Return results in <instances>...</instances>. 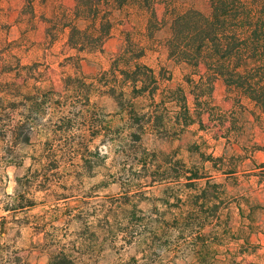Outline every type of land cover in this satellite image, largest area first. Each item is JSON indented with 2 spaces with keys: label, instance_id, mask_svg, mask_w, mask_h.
I'll return each mask as SVG.
<instances>
[{
  "label": "rangeland",
  "instance_id": "1",
  "mask_svg": "<svg viewBox=\"0 0 264 264\" xmlns=\"http://www.w3.org/2000/svg\"><path fill=\"white\" fill-rule=\"evenodd\" d=\"M174 2L180 12L191 7L202 11H208L210 8V0ZM75 3L76 0H35L36 16L33 18L30 14H21L25 0L1 2L5 11H0V17L2 21L9 23L8 32H2L1 38L16 42L13 53L23 64H41L40 70L45 75L44 80L37 83L38 86L44 87L45 90L55 87L54 89L64 96H72L62 87L66 76H91L103 68H108L112 57L117 55L124 45V33L131 31L136 37H142L147 19L146 13L140 11L137 6H130L123 12L118 11L117 27L113 36L106 41L103 51L82 54L85 58L81 61V72H78L73 61L67 59L69 55L76 53L67 45V32H57L56 40L52 41L54 39L48 37V23L45 20L58 11H71ZM165 10V3L158 5V14L161 17ZM49 33L52 35V32ZM167 36V25L156 34L160 43ZM144 61L157 70L161 66L168 67L172 73V82L188 88L184 77L189 72L188 67L176 65L171 61L164 47H158L156 52L149 51ZM47 94L53 101L63 99L54 93ZM37 95L40 96L39 93ZM215 98L224 108L231 107V103L226 100L222 83L216 86ZM91 101L95 103V110L105 115L112 129L109 137L105 138L106 141L101 140V144L119 143L120 146L114 150V158L120 156L126 138L123 134L128 131L122 130L119 136L115 132L119 133L117 128L123 127L125 115L109 95L95 93L91 95ZM83 107L81 117L76 120L86 125L92 105ZM49 108L53 110L55 119L50 117L44 122L43 117L47 115ZM66 114L68 113H63L61 109H55L52 104L40 114L29 107L27 110L18 108L14 112L13 123L20 120L17 117L27 118L32 143L14 145L13 149L7 150L5 140H12L14 135L9 133L5 140L0 137V163L15 167L13 176L16 182L15 198L7 204L0 200L2 211L7 213L0 214V240L14 228L15 235L11 237L14 243L23 237L24 230L28 231L29 241L28 247L12 248L10 245L0 244V264H31L30 258L35 249V244L31 242L50 226L53 229L59 227L61 231L74 227L76 237L85 242V251L98 257L92 264H138L135 255H129L128 259L124 260L128 250H134L136 254H147L146 257L141 255L142 260L147 259V264H264V127L256 121L255 115L250 112L244 115L247 136L243 141L250 150L253 147L260 149L248 154L239 145L228 144L224 138L217 141L210 134L197 131L198 125L192 126L176 139L158 137L150 132L143 135L142 143L148 150L162 154L177 151L178 157L186 163L202 166L205 173L213 177L212 181L223 183L220 189L217 188L218 195L223 193L221 200H208L204 202V206L197 208L187 196L199 194V189L207 186L204 179L194 187L195 189L184 188L177 183L149 184L148 180H136L139 174L137 167H124V159L119 162L120 167L115 173L110 170L103 173L94 171L101 167L107 168L104 165V159L107 157L100 158L95 152H88L87 143L92 140L89 141L90 134L84 125L78 130V135L82 137H85L84 132L87 133V143L83 142V147H69L66 152L57 149L50 152L52 157H46L47 153L44 156V143L48 139L60 138L55 136L54 131L63 123L62 115ZM42 134L48 138L41 141ZM113 137H116L115 141ZM60 142L63 141L57 140L56 144ZM197 145H202V148L198 150ZM26 149H30L32 154L29 155ZM201 152L205 156L212 154L214 157L241 153L244 159L233 169L237 172L227 174L231 169L225 167V173L217 171L212 162L208 161L203 166ZM77 156L79 164L76 163ZM25 160L30 161L27 166ZM47 162L52 163L53 167L46 173L51 182L49 186H45L48 188L44 189L43 183H39L46 175L45 171L39 169L40 165ZM37 175L38 179L33 178ZM97 175H103L105 178L96 181ZM24 176L34 179L28 187L18 184L17 179ZM209 194L217 195L212 190H209ZM37 196L38 199L33 198ZM177 197L184 201L178 202ZM32 199L34 207L30 206ZM190 216L203 221L202 237L196 238V234L174 228L167 234H152L149 231L150 225L158 229L163 225L173 224L176 219ZM250 219L254 220L253 223L259 227L260 232L252 234L251 244L243 246L248 232L243 233L242 229L248 230L246 225H251ZM247 249L252 253L243 254Z\"/></svg>",
  "mask_w": 264,
  "mask_h": 264
},
{
  "label": "trees",
  "instance_id": "2",
  "mask_svg": "<svg viewBox=\"0 0 264 264\" xmlns=\"http://www.w3.org/2000/svg\"><path fill=\"white\" fill-rule=\"evenodd\" d=\"M174 1L76 0L71 11H58L45 19L48 37L54 39L52 41L56 40L57 32H67V45L76 51L67 59L72 60L75 69L81 72V61L85 58L82 54L103 51L106 41L113 36L118 11L137 6L146 13L142 37H136L131 31L125 32L124 45L112 57L108 68L91 76L68 75L63 79V90L72 96H64L55 87L45 90L37 85L44 80L45 75L40 70L41 64H23L13 53L16 42L1 38L2 32H8L9 23L0 17V137L5 140L9 133L14 135L12 140H5V148L8 150L13 149L14 145L32 143L27 118L13 123L14 112L18 108L27 110L29 107L40 114L49 104L63 113L67 110L68 114L62 115L63 123L54 131L55 136L60 138L48 139L44 143V156L47 153L46 157H52L50 152L57 149L66 152L75 143L79 148L83 147L85 137L78 135L81 125L88 129L89 141L101 133L105 138L109 137L111 125L104 114L95 110V103L91 101V95L105 94L115 100L125 115L123 127L117 128L119 133L115 134L119 136L122 130L128 131L120 155L124 157V167L139 168L136 180H148L149 184L177 183L193 189L204 179L207 186L199 189L197 195H188V199L197 208L204 206L208 200H221L223 193L218 195L217 188L220 189L223 183L212 181L213 177L208 176L202 166L189 165L178 157L177 151L169 154L150 151L144 147L142 137L150 132L158 137L176 139L192 126L198 125L197 131H204L217 141L224 138L228 144L239 145L247 154L260 149L253 147L250 150L248 145H244L243 139L247 136L244 121L246 113L255 115L256 121L264 127V0H210L208 11L191 7L182 12L177 11ZM1 2L0 11H5ZM25 2L21 14H30L34 18L35 0ZM162 2L166 4L163 17L158 14V5ZM166 25L169 27V36L160 43L156 34ZM160 46L164 47L168 58L176 65L188 67L189 72L184 76L188 88L172 82L168 67L161 66L157 70L144 61L149 51L156 52ZM218 83L225 87L230 108H224L216 101ZM47 93L57 94L63 99L53 101ZM86 105H92V111L85 125L76 119L81 117L83 106ZM112 139L115 141L116 137ZM57 140L63 142L56 144ZM197 148L200 150L202 145H197ZM201 154L203 166L209 161L217 171L231 169L227 174L237 172L233 169L244 159L241 153L218 157ZM95 155L99 156V151ZM51 167L53 164L47 162L38 168L45 171V179L39 183H43L44 189L51 182L46 174ZM33 178L38 179V175ZM17 181L21 187H28L34 179L24 176ZM209 190L217 195L209 194ZM182 200L177 197L178 202ZM30 202V206L34 207L33 199ZM253 222L251 220V225H246L249 231L242 229L243 233L248 232L243 246L251 244V235L260 232ZM202 223L201 219L190 216L176 219L173 224L158 229L150 225L149 231L152 234H167L174 228L196 234L198 238L203 236ZM251 253L249 249L243 251V254ZM70 255L61 251L50 259V264H74L69 259Z\"/></svg>",
  "mask_w": 264,
  "mask_h": 264
},
{
  "label": "clouds",
  "instance_id": "3",
  "mask_svg": "<svg viewBox=\"0 0 264 264\" xmlns=\"http://www.w3.org/2000/svg\"><path fill=\"white\" fill-rule=\"evenodd\" d=\"M65 112H67V110H65ZM50 117L55 119L53 110L51 108L48 109L47 115L43 117V121L47 122ZM17 119L21 118L17 117ZM81 131L83 132V130ZM73 133L75 134V130H73ZM84 135L85 137H87L86 132H84ZM123 135L126 137L127 132H125ZM47 138L48 137L43 134L40 136L41 141ZM104 139V134L101 133L94 140H92L91 143H87V139H85V143H87L88 152L94 153L97 151V149H99V157H107L106 159H104V165H106L107 168L101 167L98 169H94V171L103 173L106 170H110L111 172L115 173L120 167L119 162L123 160L124 157L123 155H120L115 156L114 158V150L120 146L119 143L106 142L104 144H101V140ZM72 147L76 148L77 145L73 144ZM25 151H27L29 155L32 154L30 149H26ZM82 151L83 149H81V152ZM38 153L39 151H37V154ZM29 163V160H25V166H27ZM76 163H80L79 156L76 157ZM136 171H139V168H137ZM14 172V166H8L6 163H0V181H2L0 182V200H3L5 204L10 203L11 200L15 198L14 189H16V182L13 176ZM104 178L105 177L103 175H97L96 181ZM33 198L38 199L39 196ZM2 210V205H0V214L7 215V213H4ZM74 231V227L64 228L63 231H61L59 227L53 229L51 226L44 229V232H42L35 238L34 241L31 242L35 244V249L32 251V255L30 258L31 264H50V259L52 257H56L57 254L61 251L66 254L71 253L69 259H72L74 261V264H92L93 260L98 259V257L93 256L91 252L85 251V242L79 240L74 234ZM46 233H51V235H46ZM14 235L15 229L13 228L12 231L8 232L3 240H0V244L10 245L12 248H18L21 246L28 247L29 241L27 230H24L23 237H21L20 240L16 241L15 243L11 239V237H13ZM118 243H120V241H118ZM129 255H135L138 264H147L146 258L144 260L141 259V255H145L146 257L147 254H136L134 250H128L127 254H125L123 257L124 260H127Z\"/></svg>",
  "mask_w": 264,
  "mask_h": 264
}]
</instances>
